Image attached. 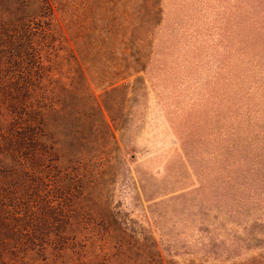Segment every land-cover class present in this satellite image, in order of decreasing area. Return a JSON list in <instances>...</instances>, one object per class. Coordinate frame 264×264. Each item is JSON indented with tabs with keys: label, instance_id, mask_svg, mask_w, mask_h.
Listing matches in <instances>:
<instances>
[{
	"label": "rangeland",
	"instance_id": "obj_1",
	"mask_svg": "<svg viewBox=\"0 0 264 264\" xmlns=\"http://www.w3.org/2000/svg\"><path fill=\"white\" fill-rule=\"evenodd\" d=\"M158 3L145 48L130 52L113 38L84 56L94 73L135 67L107 88L92 86L109 132L83 129L85 178L101 173L91 193L127 233L159 231L183 244L177 261H209L213 236L236 264L264 262V0ZM69 153L60 150L61 168L75 160ZM231 240L240 246L226 248Z\"/></svg>",
	"mask_w": 264,
	"mask_h": 264
},
{
	"label": "trees",
	"instance_id": "obj_2",
	"mask_svg": "<svg viewBox=\"0 0 264 264\" xmlns=\"http://www.w3.org/2000/svg\"><path fill=\"white\" fill-rule=\"evenodd\" d=\"M130 1L0 0V264H236L213 236L204 244L209 261H177L183 244L159 231L157 239L143 228L127 233L105 198L91 193L101 173L85 178L83 129L109 132L108 108L92 86L107 88L135 67L94 73L84 56L113 38L130 52L145 48L159 0L128 12ZM63 147L75 160L61 168ZM135 234L137 241L122 240ZM232 241L226 248L240 246Z\"/></svg>",
	"mask_w": 264,
	"mask_h": 264
}]
</instances>
